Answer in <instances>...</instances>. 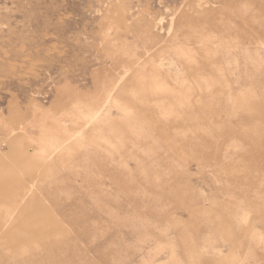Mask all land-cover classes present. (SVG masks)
<instances>
[{
	"label": "rangeland",
	"instance_id": "obj_1",
	"mask_svg": "<svg viewBox=\"0 0 264 264\" xmlns=\"http://www.w3.org/2000/svg\"><path fill=\"white\" fill-rule=\"evenodd\" d=\"M0 264H264V0H0Z\"/></svg>",
	"mask_w": 264,
	"mask_h": 264
}]
</instances>
